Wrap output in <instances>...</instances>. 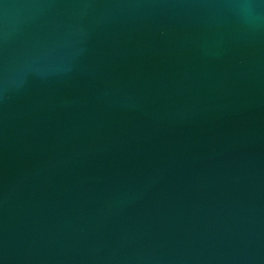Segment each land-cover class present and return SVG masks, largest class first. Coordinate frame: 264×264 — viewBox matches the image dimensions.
<instances>
[{
    "label": "water",
    "instance_id": "1",
    "mask_svg": "<svg viewBox=\"0 0 264 264\" xmlns=\"http://www.w3.org/2000/svg\"><path fill=\"white\" fill-rule=\"evenodd\" d=\"M0 264H264V0H0Z\"/></svg>",
    "mask_w": 264,
    "mask_h": 264
}]
</instances>
